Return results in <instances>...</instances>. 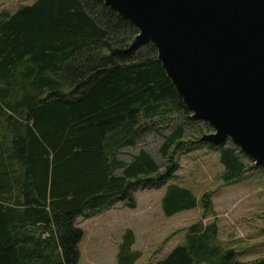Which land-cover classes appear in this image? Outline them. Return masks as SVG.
<instances>
[{
	"label": "trees",
	"instance_id": "1",
	"mask_svg": "<svg viewBox=\"0 0 264 264\" xmlns=\"http://www.w3.org/2000/svg\"><path fill=\"white\" fill-rule=\"evenodd\" d=\"M137 33L103 0H36L0 13V264H78L79 216L119 201L133 207L139 188L163 186L178 169L176 148L186 143L188 123L199 121L156 47L128 50ZM173 113L185 122L164 134L165 167L145 148L129 161L121 157ZM209 144L219 149L227 183L254 166L232 141ZM209 202L203 198L208 210ZM162 206L173 215L197 207L198 198L170 183ZM217 230L191 224L185 242L153 264H264V257L244 262L224 250L214 242ZM134 242L126 230L118 264H135Z\"/></svg>",
	"mask_w": 264,
	"mask_h": 264
},
{
	"label": "water",
	"instance_id": "2",
	"mask_svg": "<svg viewBox=\"0 0 264 264\" xmlns=\"http://www.w3.org/2000/svg\"><path fill=\"white\" fill-rule=\"evenodd\" d=\"M137 29L128 50L157 49L194 120L264 167V0H103Z\"/></svg>",
	"mask_w": 264,
	"mask_h": 264
},
{
	"label": "rangeland",
	"instance_id": "3",
	"mask_svg": "<svg viewBox=\"0 0 264 264\" xmlns=\"http://www.w3.org/2000/svg\"><path fill=\"white\" fill-rule=\"evenodd\" d=\"M34 1L0 0V13L14 12L19 6ZM184 122V115L180 113H173L169 123L155 122L154 128L140 136L138 145L123 148L121 157L129 161L140 148H145L165 167L167 159L160 151L164 134ZM213 130L204 121L188 123L184 137L186 143L176 148L178 169L163 186L139 188L135 192V206L129 207L119 201L93 217L79 216L76 221L84 230V236L79 242L78 264H118L119 245L128 229L135 233L132 248L141 254L135 264H153L175 246L183 244L188 227L199 221L215 223L218 230L214 242L224 250L233 248L237 259L245 262L263 258L264 167L255 166L254 159L242 151L246 164L254 166L240 179L225 182L221 176L225 166L219 149L198 140L199 136ZM170 183L191 190L198 198V206L166 215L162 200ZM204 197L210 201L209 210L204 207Z\"/></svg>",
	"mask_w": 264,
	"mask_h": 264
}]
</instances>
